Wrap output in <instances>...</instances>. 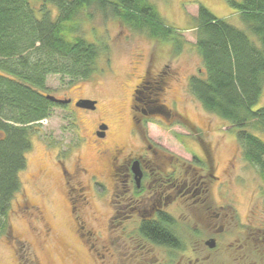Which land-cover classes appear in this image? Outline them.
Returning <instances> with one entry per match:
<instances>
[{"label": "rangeland", "instance_id": "1", "mask_svg": "<svg viewBox=\"0 0 264 264\" xmlns=\"http://www.w3.org/2000/svg\"><path fill=\"white\" fill-rule=\"evenodd\" d=\"M148 1L162 24L175 31L169 41L151 38L145 31L134 30L91 7L87 10L91 17L82 18L78 35L106 47L97 59V71L90 78L73 83L59 75L47 77V94L69 98L71 104L76 99H89L95 101V109L68 102L52 107L49 117L31 128V148L25 155V168L19 172L21 189L11 201L8 232L0 237V264H125L118 230L111 236L113 246L109 252L105 249L108 207L101 182L103 166L96 154L99 141L93 135L99 121L107 125L105 141L112 146L138 148L139 143L133 141L137 133L179 153L185 145L195 149V142L199 145L198 139H202L214 151L222 180L231 182L228 202L237 209L234 212L264 215V181L257 169L243 160L236 141L237 130L206 111L188 89L189 78L203 71L193 29L199 4L244 31L259 46L256 37L228 0ZM162 71L167 74L159 98L173 116L169 123L153 116L141 127L133 125L130 103L134 86L145 74L156 78ZM263 105L264 86L253 109ZM252 133L264 142V133ZM67 146L73 149L65 164L70 167L76 159L89 171L79 174L69 186L75 187L71 189L76 199L73 213L54 159L56 151L63 152ZM93 174L96 177L91 179ZM77 181L81 182L79 186ZM157 255L162 259L164 252L160 250ZM128 264L138 263L130 260Z\"/></svg>", "mask_w": 264, "mask_h": 264}, {"label": "trees", "instance_id": "2", "mask_svg": "<svg viewBox=\"0 0 264 264\" xmlns=\"http://www.w3.org/2000/svg\"><path fill=\"white\" fill-rule=\"evenodd\" d=\"M228 4L259 46L199 4L193 29L203 71L189 78L188 89L206 111L237 130L243 160L264 181V142L252 133H264V105L253 109L264 86V0ZM91 7L157 40L169 41L175 33L148 0H0V237L8 232L11 201L21 189L31 128L48 118L52 107L63 106L46 99L47 77L73 83L97 71L106 47L78 35ZM142 231L152 237L147 226ZM157 239L174 243L163 235Z\"/></svg>", "mask_w": 264, "mask_h": 264}, {"label": "flooded vegetation", "instance_id": "3", "mask_svg": "<svg viewBox=\"0 0 264 264\" xmlns=\"http://www.w3.org/2000/svg\"><path fill=\"white\" fill-rule=\"evenodd\" d=\"M164 74L162 71L156 78L145 74L134 86L130 103L133 125L141 127L153 116L169 123L173 114L159 98L166 83ZM79 100L70 104L77 107ZM107 131L102 121L93 130L99 141L96 154L103 166L101 182L108 207L106 251L113 246L111 236L118 230L125 264L130 260L138 264H264V215L234 212L237 209L228 202L231 182L222 180L214 151L202 139H198L199 145L195 142V149L185 145L183 153H175L137 133L133 141L139 143L138 148L112 146L105 141ZM72 149L57 150L54 159L73 213L76 199L71 189L75 187L69 186L79 174L89 171L76 159L70 167L65 164ZM95 177L93 174L91 179ZM145 226L153 238L143 233ZM159 235L173 238L174 243L159 241ZM160 250L162 259L157 255Z\"/></svg>", "mask_w": 264, "mask_h": 264}, {"label": "water", "instance_id": "4", "mask_svg": "<svg viewBox=\"0 0 264 264\" xmlns=\"http://www.w3.org/2000/svg\"><path fill=\"white\" fill-rule=\"evenodd\" d=\"M45 97L49 101H51L53 103L61 104V105H65L69 102L68 99H59V98H56V97L49 95V94H47ZM76 106L80 107V108L93 110L95 108V101H92L89 99H81V100L76 102ZM104 128L105 127H101V129H104Z\"/></svg>", "mask_w": 264, "mask_h": 264}]
</instances>
